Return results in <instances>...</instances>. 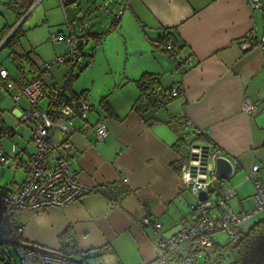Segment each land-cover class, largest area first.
Returning <instances> with one entry per match:
<instances>
[{
  "label": "crops",
  "instance_id": "crops-1",
  "mask_svg": "<svg viewBox=\"0 0 264 264\" xmlns=\"http://www.w3.org/2000/svg\"><path fill=\"white\" fill-rule=\"evenodd\" d=\"M68 2L61 0L63 9ZM247 2L108 0L104 5L110 6L111 16H99V5H89L84 14L78 12L77 24L65 13L66 30L57 28V32L86 34L83 53L88 56L90 69L95 67L96 53L105 52L107 42L119 31L129 37L126 44L132 53L138 50L139 58L117 79L102 82L94 95H91L93 81L79 85L78 90L71 85L70 91L86 99L91 109L85 124L74 119L77 131L71 137L74 148L68 156L69 169L76 181L94 188L95 192L62 207L17 212L26 241L58 248L69 234L80 254L88 256L90 264L152 261L156 256L153 246L156 232L151 223L160 222L161 234L170 236L182 226L194 223L196 218L190 209L196 202L195 197L182 188L179 177L182 163L188 160L186 146L190 144L219 147L232 164L228 179L212 182L211 199L221 189L233 188L235 196L230 200L233 208L231 201L238 196L240 183L228 185L226 182L238 172L243 175L241 182H250L244 178L253 164L259 166L256 173L264 179V50L254 47L242 51L239 46L252 22L257 36H264V0L261 9L253 12ZM120 7L123 11L116 17ZM91 13L98 16L87 23ZM114 19L116 26L108 31ZM9 26L6 23L0 29V49L14 31L11 29L3 36V30ZM164 30L170 32L173 43L180 47L175 60L160 43ZM20 46L21 41L15 50L28 53L27 60H21V71L16 69L11 74L2 65L17 85L38 75L45 84L64 85L59 82L63 67L52 70L53 65L48 71L37 73L42 62L61 55L62 51L57 54L53 48L49 59L39 60L34 57V49ZM87 47H90L89 53L85 52ZM145 72L158 77L152 88L155 105L139 93L133 81ZM0 82L4 88L1 79ZM174 87L178 93L173 96L170 90ZM64 94L69 97L66 88ZM5 97L0 93V103ZM245 97L259 105L254 116L242 113L241 100ZM19 100L17 103L12 100L16 107L10 109L17 121L25 107ZM184 120H190L202 132L186 126ZM99 121L105 124L107 135L103 142L96 143L90 127ZM24 125L30 132V143L18 148L22 155L17 170L22 172V177L18 182L4 183L0 186L3 189H14L23 182L25 162L34 151L33 124ZM8 128L11 133L0 132V147L6 150L13 144L15 134ZM238 202L237 208L242 207L241 199Z\"/></svg>",
  "mask_w": 264,
  "mask_h": 264
},
{
  "label": "built area",
  "instance_id": "built-area-1",
  "mask_svg": "<svg viewBox=\"0 0 264 264\" xmlns=\"http://www.w3.org/2000/svg\"><path fill=\"white\" fill-rule=\"evenodd\" d=\"M262 0H248L250 11L261 9ZM123 7L116 13L119 17ZM252 22L247 35L240 39L239 46L242 51L254 47L264 50V36L258 37ZM52 42L64 41L68 46L67 51L53 58L51 61L42 62L38 66V72L48 71L53 65L65 64L69 70L84 63L83 48L87 40L86 34L61 32L53 33ZM169 38L163 42V48L167 55L175 60L177 53ZM190 63V60H187ZM68 70V71H69ZM0 79L5 83V91L11 94L12 100L17 103L24 98L26 106L21 109L18 120L22 123H32L31 143L34 151L29 154L25 162V176L14 189L8 190L0 187V254L5 248H13L16 257L21 264H90L88 256L81 254L72 259L61 255L60 247L50 248L28 242L24 238L22 224L17 220V212L23 210H41L51 206L62 207L76 202L84 195L95 192L80 184L73 178L69 169L68 156L73 150L71 137L77 129L74 119L85 124L91 105L86 99H70L64 96V85L52 82L45 84L36 77L29 82L17 85L9 76L8 71L0 64ZM174 96L178 93L177 87L170 90ZM241 110L249 116H254L259 110V105L249 98L241 100ZM186 126L192 127L197 133L200 129L193 127L190 120H184ZM95 133L96 143L103 142L107 135L106 126L99 121L90 127ZM0 132L9 134L10 129L0 127ZM14 143L6 150L0 147V165L7 164L12 171L18 169L21 163V151ZM193 144L186 146L188 160L181 165L180 179L183 189L188 190L195 197L196 202L190 205L195 213L194 223L184 225L175 233L164 236L161 234V223H151L156 232L153 240L155 258L145 264H197V254L212 246L210 235L215 232H225L231 245H236L241 234L252 224L251 218L264 211V179L256 172L257 164H253L245 173V179L251 181L253 194L251 206L248 209L234 210L230 206V200L235 196L233 188L221 189L215 199H211L210 190L212 182L216 181L214 161L218 157H224L222 150L216 146H208L204 149L201 144L196 148V157L192 156ZM206 152H205V151ZM206 155V164L201 159ZM202 168H204V180H202ZM126 181L125 177L121 178ZM206 192L205 199H200L199 192ZM148 223L147 219L142 220ZM65 244L72 247L69 239ZM112 264H120L115 262ZM214 264V263H211ZM252 264H264V256L258 258Z\"/></svg>",
  "mask_w": 264,
  "mask_h": 264
},
{
  "label": "rangeland",
  "instance_id": "rangeland-1",
  "mask_svg": "<svg viewBox=\"0 0 264 264\" xmlns=\"http://www.w3.org/2000/svg\"><path fill=\"white\" fill-rule=\"evenodd\" d=\"M62 1L65 2V0ZM105 1L108 0H80L78 4V0H76L75 6L64 3L65 8L63 9L61 0H0V29L3 24L6 23H8V25H13L12 29L20 26V29L22 30V34L19 36V41H21L20 47H24L26 50H29L30 48L34 49V57L39 60L50 57L53 53V48L57 54L62 51L61 55H63V51L67 50L66 46L68 45L64 41H58L60 44H54L55 42L53 43L51 41L50 35L56 33L57 28H61L63 31L66 30L67 24L64 23L66 21L65 13L70 21L77 24L78 12L84 14L89 9V5L92 7L96 4L99 5V16H111L112 14L109 12L110 6H105ZM21 14L22 16L18 19V16ZM91 14L92 15L88 18V21H86L87 23L94 20V17L98 16V14ZM115 36V38L109 39L107 42L105 52L99 51L96 53L95 67L92 69H90L89 65H84L86 61H88V56H85L84 64L73 68L72 76H70V72H68L69 67L65 64L53 66L52 70H55L56 66L64 68L65 74L64 72L62 74L59 72V82L66 83L68 78L71 77L70 84L75 90H78L79 85L81 86L82 84L93 81L94 86L91 89V95H94V93L99 92V86L102 82L108 83L114 78L117 79L120 74L125 73L127 70L126 68L131 66L133 61L138 60L139 53L138 50L133 53L130 51L126 44L129 37L124 31L116 32ZM108 46L110 48H108ZM90 47L85 49L86 53L90 52ZM10 52L11 50H9V47L7 46L0 49V64L13 74L16 71V67L13 62H11L12 60L9 56ZM53 58L48 59L49 61H52ZM108 61L110 62V65ZM66 91L67 93H70L69 89H66ZM0 93L6 95L0 103V119H2L0 127L3 123V125L12 128L15 133L13 134V143L17 145V148H24L23 146L30 143V132L24 123L17 121V119L12 116V111H10V109L16 107V104L9 98V94L5 91V88L0 86ZM19 103L22 106H26L24 98H21ZM4 136L5 135L2 137ZM30 145L28 146L32 149L33 147ZM21 173L22 172L18 170L16 172L11 171L7 164L1 165L0 186H4V183H9L13 180L18 182L22 177ZM242 176L243 175L238 172V174L236 173L228 180V182H226L228 185H234L238 181L240 183L237 185L238 196L231 201V205L234 209H248L252 202V198L250 197L253 194V186H251V181L241 182ZM238 199H241L242 207L237 208V204L239 203ZM260 219H264V211L255 214L250 222L254 223ZM226 235L227 234L222 231L210 235V239L214 246H207V248H203V250L197 254V264H234L232 263V245ZM5 251L6 252L0 256V264H21L19 258L16 257L15 252L9 248H5ZM218 253L221 254L220 260L218 259Z\"/></svg>",
  "mask_w": 264,
  "mask_h": 264
},
{
  "label": "trees",
  "instance_id": "trees-1",
  "mask_svg": "<svg viewBox=\"0 0 264 264\" xmlns=\"http://www.w3.org/2000/svg\"><path fill=\"white\" fill-rule=\"evenodd\" d=\"M76 2V0H69V4ZM22 16L19 15L18 19ZM114 22L112 23L111 28L108 30L110 31L111 29H113L116 26V19L113 20ZM16 23V22H15ZM13 25H10L8 28H5L3 30V36L6 35L11 29H12ZM22 34V30L20 29V26H17L14 31L10 34V36H8V38L4 41L3 46H7L9 47V50H11L10 52V58H11V62H13V64L15 65L16 69L21 71V63H22V59H26L27 60V56L28 53H22V52H18L15 50L16 46L19 45V40ZM166 38H169L173 43V38L170 35V32L164 30L163 35L161 36L160 40L162 43V45L164 44L163 42L166 40ZM173 46L176 49V52H179V46H177L176 43H173ZM167 53V52H166ZM84 58H85V54L83 53ZM83 58V59H84ZM84 63H85V59H84ZM83 63V64H84ZM31 65H34V62L30 63ZM90 64V61H86V63L84 65H88ZM72 70L70 71V76H72ZM38 74H42L37 72ZM39 77V75L37 76ZM34 79V78H33ZM157 74L154 73H149V72H145L143 74L140 75L139 79L133 80L136 84V86L139 89V93L144 95L148 100H150L152 102L151 105H155V95L152 92V88L153 86L157 83ZM14 80V79H13ZM16 81V80H14ZM71 77L68 78V80L66 81V83H64V88L71 90ZM3 84L5 86V83L3 81ZM65 96V95H64ZM81 96L76 94L73 91H70L69 97L67 96V98L70 99H78ZM157 101V100H156ZM197 136H200L199 134ZM66 237L70 240V242H72V240L69 238V234H66ZM72 247L62 243V245H60V253L61 255L67 257L68 259H72L73 256H80V252L78 251L76 245L74 242H72ZM214 246V245H213ZM232 263L234 264H252L253 262H255L256 260H258V258L264 256V219H260L258 221H255L254 223H252L244 232L243 234H241L240 236V240L236 245H232ZM10 250L13 251V248H9ZM8 251V250H6ZM4 251V252H6ZM3 252V253H4ZM2 253V254H3ZM10 253V252H9ZM1 256V254H0ZM221 254L218 253V259H221Z\"/></svg>",
  "mask_w": 264,
  "mask_h": 264
},
{
  "label": "water",
  "instance_id": "water-1",
  "mask_svg": "<svg viewBox=\"0 0 264 264\" xmlns=\"http://www.w3.org/2000/svg\"><path fill=\"white\" fill-rule=\"evenodd\" d=\"M199 144H193V150L192 151V156L195 158L196 157V148H198ZM203 148L206 150L208 149V146L207 145H203ZM204 150V151H205ZM206 152V151H205ZM202 163L206 164L207 162V157L206 155H204V157L201 159ZM214 163V169H215V176H216V179L217 180H226L229 178V176L231 175L230 173H232V164L231 162H229V159L227 160V158H224V157H218L215 159V161L213 162ZM204 168H202V175L201 178L202 180H204ZM199 198L200 199H205L206 197V192L204 191H201L199 192L198 194Z\"/></svg>",
  "mask_w": 264,
  "mask_h": 264
}]
</instances>
